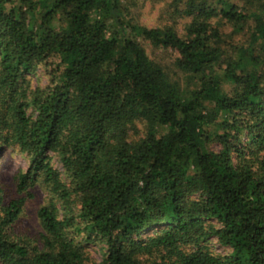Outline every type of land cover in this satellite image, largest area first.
I'll use <instances>...</instances> for the list:
<instances>
[{"label": "trees", "instance_id": "trees-1", "mask_svg": "<svg viewBox=\"0 0 264 264\" xmlns=\"http://www.w3.org/2000/svg\"><path fill=\"white\" fill-rule=\"evenodd\" d=\"M163 10L146 26L123 0H0V150L28 158L0 187V264H264V0Z\"/></svg>", "mask_w": 264, "mask_h": 264}, {"label": "rangeland", "instance_id": "rangeland-1", "mask_svg": "<svg viewBox=\"0 0 264 264\" xmlns=\"http://www.w3.org/2000/svg\"><path fill=\"white\" fill-rule=\"evenodd\" d=\"M169 0H123L125 7L128 9L130 17L133 22H137L146 26H158L164 21L163 7ZM145 50L149 56L159 64H161L172 78L179 79L181 84H185V79L179 73L174 65L176 52L170 49L153 48L148 42L142 41ZM30 82L33 87L36 85L42 86L46 83V78L39 70L35 74L30 75ZM53 165L59 171H63L61 164L57 158H53ZM28 167V158L21 156L18 152L10 149L0 150V187L5 186V189L12 183V177L18 169H26ZM13 189H9L8 196L12 194ZM36 196L28 200L24 211L20 218L11 228V233L20 238L29 240L38 232V225L35 218V212L38 206L46 198V193L41 189H36ZM151 230H146L143 235L150 233ZM211 247L214 251L219 253L227 252L226 248L220 246L217 242L212 241ZM87 250L93 261L98 262L102 258L104 252L101 246L91 245Z\"/></svg>", "mask_w": 264, "mask_h": 264}]
</instances>
